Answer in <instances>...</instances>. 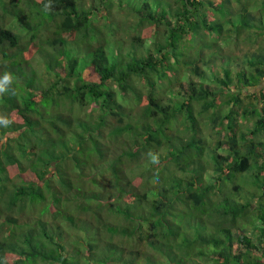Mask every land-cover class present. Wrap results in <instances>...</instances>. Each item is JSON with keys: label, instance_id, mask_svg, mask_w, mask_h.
<instances>
[{"label": "trees", "instance_id": "trees-1", "mask_svg": "<svg viewBox=\"0 0 264 264\" xmlns=\"http://www.w3.org/2000/svg\"><path fill=\"white\" fill-rule=\"evenodd\" d=\"M128 3L0 0V264H264V0Z\"/></svg>", "mask_w": 264, "mask_h": 264}, {"label": "rangeland", "instance_id": "rangeland-1", "mask_svg": "<svg viewBox=\"0 0 264 264\" xmlns=\"http://www.w3.org/2000/svg\"><path fill=\"white\" fill-rule=\"evenodd\" d=\"M125 3L127 2H129L128 4H126V5H129V4H135L134 2H137V1H142V0H123ZM12 29L19 35V37L20 38H24L25 36H26V34H25V32L24 31H22L20 28H19V26H17L16 24H12ZM242 34V33H241ZM248 43H250V41H248V40H244V41H242V38H241V41H240V45L241 46H246ZM37 64V63H36ZM38 66V65H37ZM262 85V84H261ZM261 85H259L258 87H260ZM258 87H256L255 89H257ZM3 114V111L2 110H0V116ZM250 123L251 122H249L248 124L250 125ZM3 126V122L2 121H0V127H2ZM220 151H221V149H220ZM248 178V172L247 171H242L241 173H238V175H236V179L238 180V181H240V182H243V183H247L246 182V179ZM153 191H154V189H152V188H150L149 190H148V195H153ZM104 194V193H103ZM105 195V194H104ZM253 203H254V200H253ZM175 206H176V208H175V210H174V212L173 213H175V212H179V213H183V214H185L184 212H183V208L178 204V200L176 201V203H175ZM94 217V216H93ZM186 219L189 221L190 220V217H189V215L188 216H186ZM90 223V222H89ZM91 229H88V231H89V233H84V232H81L80 230H78V231H75L76 233H78L79 235H82L81 237H83L82 239H79V238H76V240H77V243L78 244H81V243H89V242H94V240H95V231H94V229H93V227L91 226L90 227ZM119 235H117V237H118ZM75 237H77L76 236V234H75ZM181 238H182V236H181ZM70 241L73 243V244H75L74 242H75V238H70ZM120 249L119 248H115V251H119ZM113 251L112 250H109V251H107L106 253H104V252H102V253H100L99 255H98V258L96 259V261H95V264H105L104 263V260L105 259H107L108 257H109V255L112 253ZM75 258V257H74ZM110 258V257H109ZM144 258V257H143ZM74 264H84V262H86V261H89L88 260V258L87 257H83V258H81V259H74ZM109 261V260H108ZM143 259L142 258H140L138 261H137V264H142L143 263ZM109 264V263H108Z\"/></svg>", "mask_w": 264, "mask_h": 264}, {"label": "clouds", "instance_id": "clouds-1", "mask_svg": "<svg viewBox=\"0 0 264 264\" xmlns=\"http://www.w3.org/2000/svg\"><path fill=\"white\" fill-rule=\"evenodd\" d=\"M50 8V5H45V10H48ZM11 75L8 73H5L3 80H0V93L4 92V84L5 83H10L11 82ZM5 124L7 121H3Z\"/></svg>", "mask_w": 264, "mask_h": 264}]
</instances>
